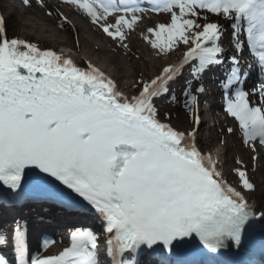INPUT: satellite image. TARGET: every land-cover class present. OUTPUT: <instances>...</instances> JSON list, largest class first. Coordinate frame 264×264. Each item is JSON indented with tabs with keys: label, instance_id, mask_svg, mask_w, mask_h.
<instances>
[{
	"label": "snow or ice",
	"instance_id": "obj_1",
	"mask_svg": "<svg viewBox=\"0 0 264 264\" xmlns=\"http://www.w3.org/2000/svg\"><path fill=\"white\" fill-rule=\"evenodd\" d=\"M33 2L22 0L29 8ZM35 3L49 9L47 16L70 22L59 6L53 11L45 0ZM63 4L126 50L143 14L167 13L169 22L149 28L151 38L144 40L157 57L182 56L151 79H141L137 94L128 96L91 63L83 69L51 49L9 39L7 21L0 16V184L14 193L13 203L51 202L99 222V231L75 228L68 247L55 255H34L30 264H102V250L107 264H139L142 250L155 251L154 246L160 250L158 264H169L164 253L175 257V264H196V255L238 249L246 236L264 235V188L258 189L239 167L234 169L239 187L228 183L218 168L220 150L214 158L196 141L198 96L205 91L200 82L206 72L227 62L218 79L223 110L238 122L244 145L253 152L257 143L264 147V79L251 92L245 90L251 64L241 67L246 46L256 71L264 73V0ZM221 19L232 30L234 54L227 57L220 43L226 32ZM28 22L46 28L35 17ZM185 69L189 77L181 86L183 105L197 125L188 132L162 122L155 104ZM252 96L259 102L254 104ZM171 99L181 102L175 95ZM258 191L260 201L250 204ZM25 233L24 222L16 221L11 234L16 264H29ZM7 243L0 237V245ZM0 264H8L2 255Z\"/></svg>",
	"mask_w": 264,
	"mask_h": 264
},
{
	"label": "bare ground",
	"instance_id": "obj_2",
	"mask_svg": "<svg viewBox=\"0 0 264 264\" xmlns=\"http://www.w3.org/2000/svg\"><path fill=\"white\" fill-rule=\"evenodd\" d=\"M16 1L18 4H16L15 0H0V11L4 14V18L9 24V31L15 34L17 39L35 43L41 49H51L55 52L58 51L57 47L59 45L68 47V54L75 57L86 69L87 64L91 63L97 69L109 75L117 83L118 89L121 92L128 91L126 88L127 82H125L124 78L127 79L130 77L129 73L131 71L128 69L136 66L135 58L140 60V68L142 67L145 70L142 69L144 71V77L148 78L153 74V70L155 71L159 66H166L169 63L161 64L160 57L154 55L150 45L144 40V36L146 35L151 38V34L147 31L149 28H155L160 23L169 22L170 15L167 13L149 11L143 14L141 20L137 21L134 31L129 34V38L126 41L129 48L126 50L118 47L113 40L92 25L85 15L79 13L74 7L69 8L64 6L63 0H45V2L53 11L59 6L60 10L69 18L70 22H64L57 16H47L46 12L49 9L42 8L38 3H35V0L33 6L30 8L24 6L22 0ZM29 17H35L43 25H46V28H42L39 25L34 26L32 23H29ZM213 20L215 22L216 17L213 16ZM219 23L226 27L225 20L221 19ZM231 31L230 28L226 27L225 35L220 41L225 50L224 54L230 52V48L233 46L230 42L231 36L229 33ZM102 60L104 64L100 62ZM154 75L155 73L152 76ZM200 83L204 89L205 86L209 85L206 79H202ZM201 99L202 95L199 94L197 106L199 128L198 132H196L198 143L209 145L212 141H216L218 146H221L218 149L223 150L221 155L224 156L226 161L238 159L244 165L245 162L242 159L248 162V160L253 161L254 156L257 157V168H259L261 178L259 179V183L256 182V184H258V187L264 185V147H258L256 144L257 151L253 152L249 146L242 143L241 133L232 124L225 123L223 120L224 117L220 118L218 116L219 114L215 110L218 103L211 110H208L209 112L206 114L200 105ZM182 110L188 113L186 109L182 108ZM160 115L162 122L166 121L165 116ZM209 121L210 123L216 124V132L218 131V133L215 134L212 126L209 132L208 127L205 126ZM170 125L176 130L185 131L182 124H180L182 126L179 128L173 122ZM229 128L233 129L232 133L227 131ZM221 129H223V136L220 133ZM201 132H204L203 135ZM225 141L226 145L224 143ZM222 170L227 175L226 172H228V169H225V166L222 167ZM19 210L20 212L18 213L17 211ZM64 214L71 215L54 205L46 204L35 207L31 204L23 206L17 204H0V237H3V235L1 236V230L5 225H15L16 221H23L26 226V248L32 254L33 249L30 248L31 239L35 235L31 234H55L62 227L68 225L62 222Z\"/></svg>",
	"mask_w": 264,
	"mask_h": 264
},
{
	"label": "rangeland",
	"instance_id": "obj_3",
	"mask_svg": "<svg viewBox=\"0 0 264 264\" xmlns=\"http://www.w3.org/2000/svg\"><path fill=\"white\" fill-rule=\"evenodd\" d=\"M212 20H213V17H212ZM226 26H227V28H230V26L228 24H226ZM9 29H10V27H9V24L7 23V32H8V34L12 35V36H15V34H12V32L9 31ZM59 46L57 48H59ZM181 55H182V52H176V53H174L171 56H160L159 60H160V62H162L161 64H165V63L169 62V63L166 64V66H167L169 64L175 63L181 57ZM139 61L140 60L135 58L136 66L135 67H130L128 69V70L131 71L129 73L130 77H128L127 79L124 78L125 82H127V87L126 88L130 92H131L132 89H134V91L138 90V87H139L138 82L141 79H144V80L148 79V77H144L145 76L144 75V71L145 70L142 67L140 68V62ZM100 62H102L104 64L103 60L100 61ZM160 67L161 66H159L155 71L153 70V74L154 73H155V75L159 74V72L161 71L163 66L161 68ZM153 74H151L149 77H151ZM213 93H214V95H218V91L217 90H214ZM217 97L218 96H215V98H217ZM180 100H182V97L180 98ZM222 105L223 104H220L218 108H215V110H216L217 114H219V117H221V118L224 117L223 120H224L225 123H230L229 118H228L229 116L226 113L225 114L223 113V106ZM180 106H181V103H179V105L177 103L162 105L164 111L169 112V114H171L170 121L175 123V125L178 128L183 125L184 130L185 131H189L191 129V127H192V117L190 116V113H186V111H183L182 109H180ZM158 108L161 109L159 105H158ZM208 110H210V109H208ZM208 112L209 111H207V113ZM226 119L228 121H226ZM180 124H182V125H180ZM215 125H216L215 123H211L210 124V122H209L205 126L208 127L209 132H210V127L212 126L214 131H215V134H216V133H218V131L216 132L217 126H215ZM208 130H207V132H208ZM222 130L223 129H221L220 133L223 136ZM203 133H202V135H203ZM203 146H204V149H209V148L212 149V148H215L216 146H218V143L216 141H212L209 145L204 144ZM218 148H221V146H218ZM219 157H220V162L221 161H225L224 163H225L226 168H229L228 176H230L231 179L237 180L238 179V175L234 171V169L239 167V165L237 163L236 164L234 163L236 161V159H232V162H231V161H226L224 156H222V155H220ZM248 162L250 163V160ZM241 169H242V167H241ZM245 170L248 172V174L250 175L252 180L255 181V183L256 182L259 183V179L261 177H260V174H259L260 171L258 169H257V171H254L252 166H251V164H247L246 163ZM256 185L258 187V184H256ZM261 188H264V185H261L260 187H258V189H261ZM260 199H261V194H260V191H258L257 195L255 197V202L258 203L260 201Z\"/></svg>",
	"mask_w": 264,
	"mask_h": 264
}]
</instances>
